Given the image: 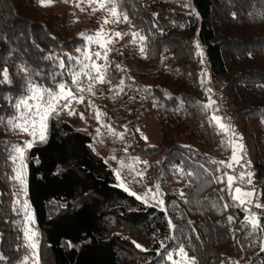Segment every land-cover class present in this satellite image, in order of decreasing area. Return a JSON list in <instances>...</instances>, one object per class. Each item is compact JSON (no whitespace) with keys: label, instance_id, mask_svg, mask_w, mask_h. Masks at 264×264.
<instances>
[{"label":"trees","instance_id":"16d2710c","mask_svg":"<svg viewBox=\"0 0 264 264\" xmlns=\"http://www.w3.org/2000/svg\"><path fill=\"white\" fill-rule=\"evenodd\" d=\"M45 1L0 0V264H23L31 253L12 162L24 140L9 121L18 118L16 105L32 85L75 88L78 64L68 50L93 33L42 7ZM117 3L119 33L144 39L114 36L108 45L102 62L114 97L101 104L103 119L126 131L129 148L146 166L160 175L177 172L182 189L165 193L162 209L118 187L112 167L93 150L92 135L75 126L82 109L83 119L91 117L85 101L73 103L76 115L58 109L47 120L46 139L23 154L40 264H174L181 248L195 264H264V210L253 228L226 199L217 154L227 150L228 135L204 103L214 95L209 80L219 82L231 133L236 123L259 124L253 166L264 203V0ZM145 105L155 112L160 145L137 140L132 121Z\"/></svg>","mask_w":264,"mask_h":264},{"label":"rangeland","instance_id":"374dc122","mask_svg":"<svg viewBox=\"0 0 264 264\" xmlns=\"http://www.w3.org/2000/svg\"><path fill=\"white\" fill-rule=\"evenodd\" d=\"M44 8H50L55 12L63 13L68 16L71 23L76 27H81L83 30H86L88 27H91L93 31L92 34L85 35V41L83 45L70 48L68 50V55L73 58L78 64L77 71L80 70L81 63H89V61L84 59V53L88 52L89 54H94L96 52L103 53V49L99 47V45L95 43H90L86 37L94 36L97 32L103 29L105 33V38L113 40L115 32H119L117 22L115 18L109 15V12L106 10L111 6L109 4L106 5L105 8H100L99 3L96 0H55V1H45L42 4ZM79 5V6H78ZM97 9L93 11V9ZM104 19H108L110 22L104 24ZM99 22L98 27L95 26V22ZM248 30L251 31V28ZM79 50V51H78ZM93 59L95 60V56L93 55ZM97 64H103L101 60H95ZM93 75H95L93 73ZM211 84V90L214 94L213 97H210L205 100V104H208L209 100L214 101L210 107H207V114L210 117L216 116L220 118V122L227 126V131H223L228 135V148L224 152V154H217L218 157V173L217 180L218 184L223 187L224 195L226 199L232 206H237L246 212L245 220L250 222V217L255 216L257 218V224L259 223V217L261 216V211L264 210V203L260 198V190L257 187V178L255 175V168L253 166V161L256 156L254 144L256 143L255 134L259 124L249 125L247 127H243L241 123H236L237 131L235 133H231V123L229 117L223 115L221 103L219 101V97L216 93V90L221 86L219 82L215 83L213 86L212 80H209ZM90 81L87 76L83 74L80 76V85L87 89ZM93 83V92L84 91L78 95L84 96V101L86 106H88L90 112V119H79L76 123V128L82 130L84 132L90 133L92 135V148L95 152L101 155L104 160L112 167L116 182L115 184L124 189L127 188L128 193H135V197H141L139 200L144 202L147 205H152L157 208L164 209V199L163 196L165 193L176 190L181 191L182 185L179 183V178L177 176V172L173 174L160 175L159 170L155 168H150L144 164V161L138 155L132 153L129 148V140L127 138L125 132L126 131H118L114 130V128L110 125V123L104 121L103 115L98 121L96 118V110L99 109L101 112V104L103 102H108L109 104L113 102L114 94L113 87L108 86V82L106 83H97L92 81ZM111 89V90H109ZM94 93V94H93ZM32 95L31 92L28 93L23 99H27ZM30 103H35V101H29ZM112 106V105H111ZM145 108L140 113L139 118L136 121H132L133 129L136 133V137L138 136L140 140H138L139 144H146V141L152 145H160L162 144V134L159 129V125L156 121L155 112L153 110L146 111ZM76 107L73 109L75 110ZM20 112L18 114V122H22L23 117L26 115V109H24L23 105L19 108ZM78 111V110H77ZM83 109L79 111V115L82 114ZM102 113V112H101ZM84 117V116H83ZM217 128L221 130L219 124L213 121ZM107 125V127L105 126ZM109 128L112 131H109ZM99 130V131H97ZM16 133L20 135V138L24 140V146L26 142L31 141L32 143L36 140H39V130L36 132V136L33 137L29 133L22 132L18 128L14 129ZM31 131V129H30ZM132 136L129 137V139ZM146 137V139H144ZM182 138V137H181ZM133 139V138H132ZM184 141V139H182ZM234 144H242V150L237 149L236 155L239 162L232 161L233 156V145ZM23 147L22 145L17 146ZM159 158L157 155L156 159ZM13 172L14 176L16 172L21 169V165H23V178L25 181V163L24 160H20L18 158V154L15 152L13 156ZM231 163L232 166L228 167V164ZM169 171V170H168ZM137 173H143V176L137 175ZM251 173V177L247 174ZM231 175L233 177L232 187H229L228 184V176ZM164 177L163 181H161V177ZM249 178L251 179V183L249 184ZM17 180V179H16ZM18 182V195L16 197L17 202H21L20 205L24 217V237L25 244L30 248L31 253L30 257L26 259L23 264H40V255L38 253V245L37 239L35 237H31V233L35 232L33 228V219L31 221L28 220V216L31 215V212L28 208L27 201L25 199V189L24 185L21 186L19 180ZM121 183H123L124 187H121ZM159 186L158 188L156 186ZM236 188L241 189V192H253L254 194L249 197L241 196L245 202L243 204L240 203L239 199H234L233 197L238 195L236 193ZM159 192L158 196H155V193ZM133 195V194H132ZM155 196V198H153ZM15 200V201H16ZM159 201H163L161 204ZM25 204L27 205V209H25ZM260 205L261 207H257ZM28 233V235H26ZM32 243H36L37 247L33 249L30 245ZM179 253V252H178ZM176 254V257L173 259L174 261L180 262V264H186V261L179 255ZM189 259V258H188Z\"/></svg>","mask_w":264,"mask_h":264},{"label":"snow or ice","instance_id":"6c2138e0","mask_svg":"<svg viewBox=\"0 0 264 264\" xmlns=\"http://www.w3.org/2000/svg\"><path fill=\"white\" fill-rule=\"evenodd\" d=\"M96 2L99 3L100 8H105L107 4H110L111 7L107 8L106 10L109 12V15L115 18V21L121 22V14L118 11V3L117 0H96ZM79 6V5H78ZM97 9H93L95 11ZM123 22H129L128 17L124 15L122 17ZM110 21L108 19H104L103 23L107 24ZM84 35V34H81ZM112 35L115 37H121L122 35H131L133 37L132 42H136V38L139 36V33H119L115 32ZM140 40H143L144 37L139 36ZM86 39L90 43H95L99 45L100 48H102L104 51L96 52L94 54H89L88 52L84 53V59L89 61V63H81V67L79 71H72V84L75 86V88H70L67 84L61 83L57 86L56 90H49L46 88H38L35 85H32L29 88V91L32 93L30 97L27 99L20 100L16 107L20 108L21 105H23L24 109H26V115L23 117L22 122H18L17 118L13 117L9 123L11 124L13 129H19L22 132L29 133L33 137L36 136L37 130H39V140L42 142L46 139V128H47V120L50 116L54 114H58V109L60 111H63L65 109L68 110L69 115H76L77 113L72 108L73 103H83L84 102V96L78 95L79 93H83L84 91L93 92V83L92 81H95L97 83H106L107 80V63L105 64H97L95 60H101L107 61V53L110 50L108 45H110L113 41L110 39L105 38V33L103 29H101L99 32H97L94 36H87ZM79 51V50H78ZM141 51L143 52V48H141ZM93 55L95 56V60L93 59ZM65 65L63 62H61L60 67H64ZM119 67V66H117ZM93 73L95 75H93ZM87 76L90 83L85 89L80 85V76L81 75ZM5 77L7 76V73L5 72ZM121 84H123V81H121ZM122 91V88H121ZM94 94V93H93ZM29 101H35V103H30ZM214 103V101L209 100L208 104L205 105V107H210ZM81 118L83 119V114H80ZM104 115L99 111V109L96 110V118L99 121L101 116ZM213 121L219 124V127L222 131H227V126L220 122V118L213 116L211 117ZM107 127V125H105ZM31 129V131H30ZM99 131V130H97ZM109 131H112L111 128H109ZM146 139V137H144ZM32 146V142H26V145L23 147H18L15 149V152L18 154V158L20 160H23V154L26 150V148H30ZM243 145L242 144H234L233 145V156L232 161L239 162L236 150L240 149L242 150ZM146 163V162H145ZM232 164L229 163L228 167H231ZM23 165H21V169L16 172V175L14 176V179L19 180L21 186L24 185L25 181L23 178ZM139 176H143V173H137ZM249 177H251V173L247 174ZM249 184L251 183V179L249 178ZM233 183V177L231 175L228 176V184L229 187H232ZM121 187H124L123 183L120 185ZM159 187L158 185L156 186ZM127 190V188H125ZM236 193L238 195L234 196V199H239L240 203L243 204L245 201L241 199V196L243 197H249L252 196L253 192H241V189L236 188ZM135 195V193H132ZM159 192L155 193V196H158ZM155 196L153 198H155ZM138 199L141 197H137ZM161 204L163 201H159ZM257 207H261L260 205H257ZM25 209H27V205L25 204ZM28 220L31 221L32 217L29 215ZM250 222L252 223L253 228L257 227V218L255 216L250 217ZM28 235V233H26ZM36 233L32 232L31 237H35ZM33 249L37 247L36 243H32L30 245ZM137 247H141L140 245H137ZM185 261L186 264H195L194 259L190 260L187 257V254L184 252V250L181 248L178 253ZM169 259L171 260L172 257L169 256ZM38 264V262H37ZM174 264H180L178 261H174Z\"/></svg>","mask_w":264,"mask_h":264}]
</instances>
